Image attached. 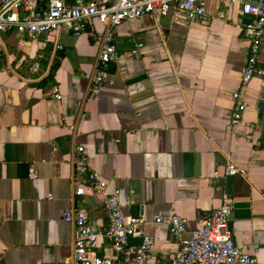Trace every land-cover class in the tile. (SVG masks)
<instances>
[{
  "label": "crops",
  "instance_id": "0c3cea01",
  "mask_svg": "<svg viewBox=\"0 0 264 264\" xmlns=\"http://www.w3.org/2000/svg\"><path fill=\"white\" fill-rule=\"evenodd\" d=\"M205 13L200 20L171 10L120 24L118 57L96 100L84 75L94 70L101 26L35 40L0 35V264H64L73 229L63 214L72 206L87 211L94 229H106L101 195L73 197L76 145L90 170L118 190L123 214L144 220L147 264L179 249L155 218L176 214L189 235L226 201L232 241L247 253L256 246L264 264V40L263 74L241 89L250 19L219 0H205ZM136 45L139 58L131 55ZM28 59L38 62L36 72L25 67ZM236 92L245 110L232 124ZM227 164L245 173L224 176ZM140 244V237L128 241ZM94 251L111 255L109 242L99 239Z\"/></svg>",
  "mask_w": 264,
  "mask_h": 264
},
{
  "label": "built area",
  "instance_id": "2783aa9c",
  "mask_svg": "<svg viewBox=\"0 0 264 264\" xmlns=\"http://www.w3.org/2000/svg\"><path fill=\"white\" fill-rule=\"evenodd\" d=\"M219 1L228 6L238 4L241 15L250 19L243 25V38L249 44V55L241 77L243 89L254 76L263 74L257 63L264 40V0ZM171 10L185 13L190 18H206L205 0H0V35L16 33L35 40L41 36L52 37L61 30L76 36L94 29L96 25L101 26V32H95L98 55L94 70L84 75L88 83L87 96L96 100L104 88L107 66L118 57L115 29L125 21L144 16L164 17ZM140 49L141 45H136L131 55L139 58ZM24 65L32 73L39 69L38 62L30 59L24 60ZM53 97L61 100L57 91ZM231 98V123L237 124L242 119L245 105L241 102L240 92L232 94ZM71 160L73 197L89 192L101 195L107 227L96 230L90 224L86 210L74 206L68 208L63 214V222L73 229V243L71 255L64 264H147L152 241L143 231L144 220L123 214L118 190L110 188L106 180L90 170L82 146L73 148ZM244 173L242 169L227 164L224 176ZM35 175L31 168L29 176L34 178ZM232 211L231 203L223 202L201 222L197 231L189 235L186 234L185 221L178 215L155 218L153 223L167 226L179 243L176 255L160 264H260L256 246L252 247V253H247L232 241ZM134 237H140L141 244L132 248L128 241ZM101 238L109 242L111 255L95 253L94 246Z\"/></svg>",
  "mask_w": 264,
  "mask_h": 264
}]
</instances>
